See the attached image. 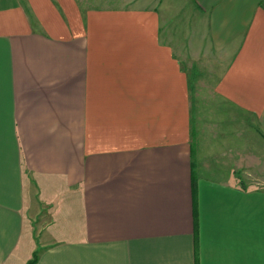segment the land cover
Returning <instances> with one entry per match:
<instances>
[{"label":"crops","instance_id":"crops-1","mask_svg":"<svg viewBox=\"0 0 264 264\" xmlns=\"http://www.w3.org/2000/svg\"><path fill=\"white\" fill-rule=\"evenodd\" d=\"M121 1L0 0V264H264V0Z\"/></svg>","mask_w":264,"mask_h":264},{"label":"rangeland","instance_id":"rangeland-1","mask_svg":"<svg viewBox=\"0 0 264 264\" xmlns=\"http://www.w3.org/2000/svg\"><path fill=\"white\" fill-rule=\"evenodd\" d=\"M121 0H114V3L120 5L121 4ZM183 2H186L183 0ZM197 90V89H196ZM200 93H202L200 91ZM204 94V93H203ZM210 100H212L210 98ZM218 106H220V108L224 106L220 105V104H215L214 103H196L193 102L192 104V119H194V133L196 131V118H198L199 115L202 114H211L212 112H214V107L217 108ZM222 106V107H221ZM202 123V126H206L208 129H214V121H198ZM246 122H243L241 124V126H238L235 123H229L228 127L230 128H234V130L232 131L233 134L231 135V138H228L222 145H218V148L220 149L218 155L219 156H223L225 154H227L230 150L232 151V154L229 155L228 158H225L223 161L226 173L221 174L222 178L227 179L228 174H229V169L228 163L232 164L231 161H234V165L235 167H237L238 165H241V158L243 156H246V158L252 156L257 155L256 157L259 158H264V139L262 138V136H260L257 133V130L250 128L248 126V124H245ZM192 139V147H193V153H194V161L196 163V158H199L202 156V148L200 147V145L205 144L204 146V155L205 158L209 153L208 147L210 148L211 145L214 146V135H208L207 137H202L198 134L191 136ZM196 157V158H195ZM203 157V156H202ZM205 159L203 158V161ZM219 161H221V158L218 159ZM252 161V160H251ZM209 164L212 166L211 170H205L204 174L205 175H212L214 177V159H208ZM208 162H205L208 164ZM253 162V161H252ZM198 164V163H197ZM255 167H258L257 165H255ZM213 170V171H212ZM260 170H261V174L262 177H264V165L263 163L260 166ZM212 171V172H211ZM251 179H245L246 183H251V185H256L257 181L255 179H258V177H255L254 175H252L251 173ZM231 179V178H229ZM250 180V181H248ZM261 182V181H259ZM38 242V241H37Z\"/></svg>","mask_w":264,"mask_h":264},{"label":"trees","instance_id":"trees-1","mask_svg":"<svg viewBox=\"0 0 264 264\" xmlns=\"http://www.w3.org/2000/svg\"><path fill=\"white\" fill-rule=\"evenodd\" d=\"M36 262H37V254H35L33 259L30 260L27 264H35Z\"/></svg>","mask_w":264,"mask_h":264}]
</instances>
